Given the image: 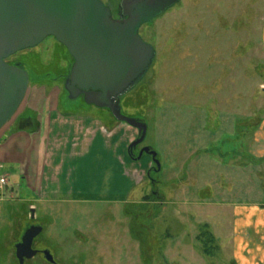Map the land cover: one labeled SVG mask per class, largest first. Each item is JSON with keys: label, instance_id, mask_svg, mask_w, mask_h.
Listing matches in <instances>:
<instances>
[{"label": "rangeland", "instance_id": "rangeland-1", "mask_svg": "<svg viewBox=\"0 0 264 264\" xmlns=\"http://www.w3.org/2000/svg\"><path fill=\"white\" fill-rule=\"evenodd\" d=\"M263 33L264 0H180L143 25L140 34L155 57L119 99L121 114L146 124L133 150L132 180L125 172L131 167L108 160L114 148L104 149L95 153L102 164L92 168L89 200L47 201L31 206L34 215L27 207L20 215L29 194L19 166L5 165L16 198L0 200V264H16L12 243L28 224L42 227L37 246L51 249L58 264H233L234 204L264 205V157L250 149L264 120ZM57 50L47 37L11 59L31 76L48 70L49 82ZM61 108L103 124L116 121L107 109L66 95ZM121 125L132 132L119 147L127 155L138 134ZM140 147L157 154L159 171L150 155L137 158Z\"/></svg>", "mask_w": 264, "mask_h": 264}, {"label": "water", "instance_id": "water-1", "mask_svg": "<svg viewBox=\"0 0 264 264\" xmlns=\"http://www.w3.org/2000/svg\"><path fill=\"white\" fill-rule=\"evenodd\" d=\"M179 1L131 2L124 10L127 19L117 22L101 0H0V128L16 112L29 83L27 72L5 59L34 48L51 36L74 59L65 81L68 97H75L73 90L79 88L85 103L107 108L117 121L137 129L139 136L129 144V149L141 143L146 124L121 114L118 103L142 79L154 56L153 47L141 39L137 30ZM143 153L151 156L158 170L157 154L144 147L137 158ZM41 231L38 225L24 230L21 241L15 245L20 263L35 256L32 243ZM45 255L52 260L49 252Z\"/></svg>", "mask_w": 264, "mask_h": 264}, {"label": "crops", "instance_id": "crops-1", "mask_svg": "<svg viewBox=\"0 0 264 264\" xmlns=\"http://www.w3.org/2000/svg\"><path fill=\"white\" fill-rule=\"evenodd\" d=\"M54 87H28L13 117L0 128V173L7 179L0 200L6 194L11 200L16 198L9 184L10 174L2 169L7 164L18 165L22 185L29 194L19 201L20 215H24L26 207L29 212L30 206L47 201L89 200L94 190L92 168L102 164V157L95 153L104 149L111 152L114 148L108 160L116 167H131L125 170L131 180L138 164L124 148L119 150L126 146L127 134H132L125 131L122 122L103 124L86 112L64 111ZM254 135L251 152L264 157V120ZM254 201L234 204L235 238L230 248L233 264H264V205Z\"/></svg>", "mask_w": 264, "mask_h": 264}, {"label": "flooded vegetation", "instance_id": "flooded-vegetation-1", "mask_svg": "<svg viewBox=\"0 0 264 264\" xmlns=\"http://www.w3.org/2000/svg\"><path fill=\"white\" fill-rule=\"evenodd\" d=\"M137 0H101V2L107 7V8H109V10H110V14H111V17H112V19L114 20V21H117V22H124V20H126L127 19V16L124 14V10H125V6H127L128 4H130L131 2H136ZM152 21V20H151ZM145 24H147V23H144V24H142L139 28H138V30H137V33H138V35L141 37V39H142V36H141V34H140V29L142 28V26L143 25H145ZM50 38H52L53 40H54V45L58 48V50L57 51H59V54H60V58L59 57H57L56 56V64H57V61H58V58H59V61H58V63L59 64H57V65H54L55 66V71H54V73H56V77H53L52 79H50L51 81L50 82H54V83H56L57 85V87H58V89H59V91H58V96H59V102L62 100V98L64 97V95H66V97H68L69 96V93H68V91L65 89V81L66 80H68L69 79V73H70V70H71V67H72V65H73V63H74V59H73V57L68 53V51H67V49L63 46V45H61L60 43H58V42H55V39L53 38V37H50ZM143 40V39H142ZM146 42V41H145ZM152 46V45H151ZM153 47V46H152ZM154 49V48H153ZM16 55V54H15ZM15 55H12V56H9L8 58H6L5 59V61L7 62V63H9V64H18L21 68H22V66H21V64H19V63H17L16 61H15V59H14V61H12V57L13 56H15ZM58 55V54H57ZM154 57H155V49H154V56H153V59H154ZM153 59H152V61H153ZM152 61H151V63H152ZM61 62H63L64 63V65H63V67H60L59 65H60V63ZM151 65V64H150ZM150 65H149V67H150ZM58 66V67H57ZM148 67V68H149ZM148 70V69H147ZM147 72V71H146ZM28 74V77H29V81H30V78H31V74H29V73H27ZM49 72H48V70L46 71V70H44L43 72H42V74L41 75H47V77L49 76ZM146 74V73H145ZM144 74V75H145ZM32 75H33V73H32ZM144 77V76H143ZM52 80H54V81H52ZM141 81V80H140ZM139 81V82H140ZM48 82V81H47ZM138 82V83H139ZM49 83V82H48ZM137 83V84H138ZM136 84V85H137ZM58 85H60V88H59V86ZM76 87V86H75ZM76 89V90H75ZM74 90H73V93H72V95H74L75 97H73V98H69L68 97V99H70V100H72V99H75V100H80V102L81 103H85V101H84V95H83V93L81 92V90L79 89V88H75ZM86 105H88V106H94V105H92V104H87V103H85ZM142 143V142H141ZM141 143H139L138 145H140ZM138 145H136L134 148H133V150H136V148H137V146ZM142 148H144V147H140V149L139 150H141ZM29 226H32L31 224L29 225H26L24 228H23V230L21 231V235L19 236V238L17 239V240H15L13 243H12V261L14 262V263H16V264H29L30 263V261L32 260L33 262H34V260L36 259V258H38V259H40L41 261L42 260H44V261H46L48 264H58L57 263V261H55V259H54V256H53V253H52V251H51V249H47L46 247H42V248H40V247H38L37 245L40 243V241L42 240L41 238H42V234H43V229H42V231H41V233H39L35 238H34V240H33V243H32V248H33V250H35L36 251V254H35V256H33L31 259H24L23 260V262L22 263H20L19 262V260L17 259V257H16V249H15V245L17 244V243H19L20 241H21V236H22V234H23V232H24V230L26 229V228H28ZM16 239V238H15ZM45 252H49V254H50V257H51V261H49V260H47L46 259V255H45ZM32 262V263H33Z\"/></svg>", "mask_w": 264, "mask_h": 264}, {"label": "trees", "instance_id": "trees-1", "mask_svg": "<svg viewBox=\"0 0 264 264\" xmlns=\"http://www.w3.org/2000/svg\"><path fill=\"white\" fill-rule=\"evenodd\" d=\"M41 72H43V71L41 70ZM44 77L46 78L47 75H41V74H38L36 71H34L33 72V75L30 78V82H31L32 85H44V84H48V82L43 79ZM50 81H49V83H53V82H50ZM52 81H54V80H52ZM111 117H112V115H111ZM127 153H128L129 158H131L132 160L135 159V153L133 152V150L128 149L127 150ZM153 170L156 171V169H153ZM144 198H145V200L147 199V201H148V199L150 198V195H146V196H144ZM158 198H159V196H158Z\"/></svg>", "mask_w": 264, "mask_h": 264}, {"label": "built area", "instance_id": "built-area-1", "mask_svg": "<svg viewBox=\"0 0 264 264\" xmlns=\"http://www.w3.org/2000/svg\"><path fill=\"white\" fill-rule=\"evenodd\" d=\"M6 183H7L6 177L0 174V195L3 193Z\"/></svg>", "mask_w": 264, "mask_h": 264}]
</instances>
